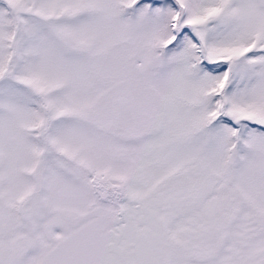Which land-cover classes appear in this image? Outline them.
<instances>
[{
	"label": "snow or ice",
	"instance_id": "6c2138e0",
	"mask_svg": "<svg viewBox=\"0 0 264 264\" xmlns=\"http://www.w3.org/2000/svg\"><path fill=\"white\" fill-rule=\"evenodd\" d=\"M0 264H264V0H0Z\"/></svg>",
	"mask_w": 264,
	"mask_h": 264
}]
</instances>
